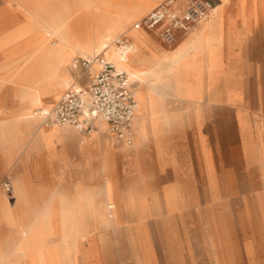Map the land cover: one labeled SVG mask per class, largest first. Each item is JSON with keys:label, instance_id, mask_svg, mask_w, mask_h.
I'll return each mask as SVG.
<instances>
[{"label": "crops", "instance_id": "obj_1", "mask_svg": "<svg viewBox=\"0 0 264 264\" xmlns=\"http://www.w3.org/2000/svg\"><path fill=\"white\" fill-rule=\"evenodd\" d=\"M210 1L213 6H220L217 14L211 16L208 13L190 31L179 33L173 45H167L159 38L158 29H138L144 32L139 43L145 60L141 67L158 62L156 69L160 72V81L158 90L150 94L142 85L144 107L138 116L145 118L147 135L135 139L133 129L130 144L136 143L131 147L120 148L111 144L107 138L110 134L107 126L100 131L99 125L83 141L71 126L39 125L36 116L31 123L20 121L7 127L15 131L28 130L32 132V139L28 149L24 150L20 145L10 155L5 148L10 146L8 135L0 137V181L8 173L15 186L12 201L6 200L0 187V264H32V251L38 248L45 251L53 249L54 255L48 256L46 264H68L67 247H63L61 241L66 233L63 236L60 229L53 240L43 235L35 241L31 237L32 223L39 214L49 210L56 212L50 218L54 222L51 225L67 228L71 216L68 206L70 195L77 194L80 189L96 193L101 188L104 174L99 168L103 158L109 165L107 175L114 193L121 198L138 194L144 208L148 195L174 193L173 186L164 181L168 177L182 176L194 180V184L198 179L205 182L212 177L214 165L219 166L222 148L229 146L230 114L241 134L246 130L245 116L252 115L255 121L257 115H261L259 103L264 96V0ZM160 2L149 1L146 13ZM177 5L181 7V0H177ZM118 37L133 44L132 36ZM179 52L181 60L190 69L198 68L187 74L185 82L194 81L198 70H201V94L195 97L198 103L190 95H181L173 90L177 73L169 66L172 56ZM77 67L81 69L78 75H72L68 65L64 71L84 88L99 64L94 70ZM130 86L133 91L131 80ZM8 91L9 97L0 95V119L17 115L23 105L10 89ZM250 99L253 100V108L246 105ZM151 101H154L152 106ZM214 131L219 132L218 136ZM253 145L264 146V141L256 139ZM105 150L107 154L103 157ZM129 177L138 178L139 186L134 188V182L127 180ZM196 186L189 188L195 189ZM106 192L108 199L110 188L107 186ZM80 193L73 204L75 214L95 205L86 192ZM99 200L98 197L95 202ZM122 209H126L125 203L120 206ZM59 239L61 245L57 242Z\"/></svg>", "mask_w": 264, "mask_h": 264}, {"label": "rangeland", "instance_id": "obj_2", "mask_svg": "<svg viewBox=\"0 0 264 264\" xmlns=\"http://www.w3.org/2000/svg\"><path fill=\"white\" fill-rule=\"evenodd\" d=\"M7 4L10 8L17 7L16 2ZM22 19H19V23ZM85 36V33H80L81 38ZM79 56L82 55L68 53L66 66L68 65L72 75L80 73L79 67H72L73 57ZM66 66L57 70V79L69 77L68 87L79 85L71 75L65 73ZM97 67L98 64H94L93 69ZM17 83L20 87H32L30 78ZM66 88L54 98L43 99L33 107H36L35 111L54 104ZM8 90L9 88H5L0 95L9 97ZM14 96L20 101V92ZM246 105L252 106L253 100H248ZM259 106L261 115H257V120L254 121L252 115L245 116L244 134L238 132L230 114L229 146L222 148L219 166L213 167L211 178L205 182L198 179L194 184V180L182 176L168 177L164 181L173 186L174 193L148 195V203L144 209L138 205L140 195L128 194L126 198H121L114 193L107 175L109 165L103 158L99 168L104 174L101 188L96 193L88 189H80V192H86L96 205L109 202L115 206L108 209L111 217L107 216V209L103 212L106 216L104 220L99 215H88L82 211L75 214L73 204L82 193L70 195L68 206L71 216L63 233V236L66 233L65 237L61 240L63 247H67L68 264H264V146L253 145L256 139L264 141V96L261 97ZM14 116L0 119V137L8 135L10 146L5 148L10 155L20 145L24 150L28 149L29 140L32 139V132L28 130L15 131L7 128L20 122L15 121ZM37 122L39 125L43 124L39 117ZM78 137L81 141L87 139L80 135ZM107 138L111 144L120 148L131 147L135 143L128 146L117 143L110 134H107ZM102 154L104 157L107 151ZM5 177L11 182L10 174L6 173ZM5 177L0 181L1 188ZM127 180L134 182V188L140 184L136 177H129ZM122 181L125 179L122 178ZM10 184V193L2 189L6 200L12 201L15 186L14 182ZM194 185H197L195 189L189 188ZM106 186L110 188L109 199ZM192 190L195 193H189ZM131 196H137L136 205H125L126 209L120 210L116 200H126L127 203ZM98 197L101 200L97 203L95 200ZM76 228L80 230V237H77ZM61 241L59 239L58 244L61 245ZM46 243L51 244L49 241Z\"/></svg>", "mask_w": 264, "mask_h": 264}, {"label": "bare ground", "instance_id": "obj_3", "mask_svg": "<svg viewBox=\"0 0 264 264\" xmlns=\"http://www.w3.org/2000/svg\"><path fill=\"white\" fill-rule=\"evenodd\" d=\"M149 1L152 0H0V93L5 88H9L13 95L17 92L21 93L20 103L23 105L14 119L31 123L32 118L38 116L46 126L43 122L42 111L51 109L50 107L54 104L47 108H37L36 111V107H33L40 104L45 98H54L66 87H81V85L68 87L69 77L57 79L59 69L66 66L68 53L76 52L82 55L79 57L92 60L91 70H94V64H98L96 57H99L112 61L118 68L126 71L134 84L133 92L137 104L132 130L134 129L135 139L145 138L147 135L145 118L139 117L140 111L144 107L142 85L145 86L146 93L156 92L160 81V72L156 69L158 62L141 67L145 60L141 55L139 43L142 42L144 32L134 29L132 24L149 9ZM12 2H16V8L8 6L7 3L12 4ZM219 10L220 6H213L209 14L213 16ZM20 18H23L21 23H19ZM82 32L86 34L84 38L80 37ZM120 35L132 36L134 39V49L126 55L125 61L121 60L118 50L112 42ZM249 35L251 34L249 33ZM169 69H174L177 73L176 87L173 90L181 95L188 94L198 102V98L195 97L201 94V70H198V76L194 81L185 82L187 74L192 69L197 70L198 68L190 69L181 60V52L172 56ZM25 78L32 80V87L18 85L17 82ZM153 102H150L151 106ZM99 125L100 131L106 128V124L102 120L98 122V128ZM80 136L87 137V135ZM136 199L137 196H131L127 199V203L126 200H116L117 206L119 208L122 203H125L126 206L136 205ZM138 201L140 208L144 209L142 200ZM114 206L109 202L99 205L92 204L89 210L83 212L88 215H99V218L104 220L106 216L103 212L107 209V216L111 217V211L108 209ZM52 215L55 216L56 212L45 210L38 215L35 222L32 223L31 237L33 240L38 241L43 235L48 240H53L58 236L60 229L61 233H64L67 229L65 226L59 228L51 225L54 223L50 221ZM76 230L77 237H80L79 228ZM50 255H54L53 249L45 251L38 248L33 250L32 264H45Z\"/></svg>", "mask_w": 264, "mask_h": 264}, {"label": "built area", "instance_id": "obj_4", "mask_svg": "<svg viewBox=\"0 0 264 264\" xmlns=\"http://www.w3.org/2000/svg\"><path fill=\"white\" fill-rule=\"evenodd\" d=\"M162 0L157 6L132 24L134 29H158L159 38L167 45H173L179 33H186L212 8L210 0ZM114 44L120 58L134 49L131 42L116 38ZM99 67L93 72L89 84L82 87L71 86L65 90L51 109L42 111L45 125L71 126L80 135H89L102 120L117 143L130 144L132 122L136 111V101L125 70L112 61L96 57ZM92 60L75 57L74 67H91ZM10 179L5 177L2 188L10 193Z\"/></svg>", "mask_w": 264, "mask_h": 264}]
</instances>
